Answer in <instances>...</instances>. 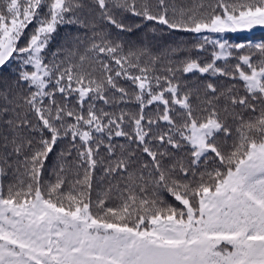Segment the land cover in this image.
<instances>
[{
  "label": "snow or ice",
  "instance_id": "obj_1",
  "mask_svg": "<svg viewBox=\"0 0 264 264\" xmlns=\"http://www.w3.org/2000/svg\"><path fill=\"white\" fill-rule=\"evenodd\" d=\"M255 28L264 0H0V264H264Z\"/></svg>",
  "mask_w": 264,
  "mask_h": 264
},
{
  "label": "trees",
  "instance_id": "obj_2",
  "mask_svg": "<svg viewBox=\"0 0 264 264\" xmlns=\"http://www.w3.org/2000/svg\"><path fill=\"white\" fill-rule=\"evenodd\" d=\"M61 36L64 35L63 32L60 34ZM233 39V42L239 43L241 41H246L248 39L253 40V41H261L264 40V30L262 31H253L251 33H239V34H232L229 33L227 34ZM59 42V37L57 38V41L53 43V48H55V44Z\"/></svg>",
  "mask_w": 264,
  "mask_h": 264
},
{
  "label": "rangeland",
  "instance_id": "obj_3",
  "mask_svg": "<svg viewBox=\"0 0 264 264\" xmlns=\"http://www.w3.org/2000/svg\"><path fill=\"white\" fill-rule=\"evenodd\" d=\"M264 29H261V28H255L253 29L252 31H262ZM248 31H244V32H237V33H234V34H239V33H247Z\"/></svg>",
  "mask_w": 264,
  "mask_h": 264
}]
</instances>
